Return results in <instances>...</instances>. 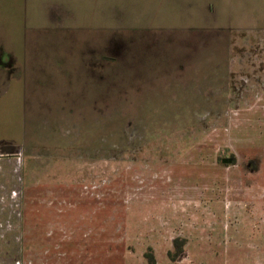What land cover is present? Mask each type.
<instances>
[{"label":"rangeland","instance_id":"obj_1","mask_svg":"<svg viewBox=\"0 0 264 264\" xmlns=\"http://www.w3.org/2000/svg\"><path fill=\"white\" fill-rule=\"evenodd\" d=\"M22 2L0 0V264H264V0ZM23 17L48 86L31 117ZM139 28L158 40L151 70L125 50L108 93L93 84L87 41L109 33L116 58Z\"/></svg>","mask_w":264,"mask_h":264},{"label":"flooded vegetation","instance_id":"obj_2","mask_svg":"<svg viewBox=\"0 0 264 264\" xmlns=\"http://www.w3.org/2000/svg\"><path fill=\"white\" fill-rule=\"evenodd\" d=\"M24 1V0H23ZM26 1V0H25ZM17 4H19V3H17ZM35 10H37V11H40V6H37L36 8H35ZM24 18L25 17H23V19H22V22H23V31H22V37L24 38L25 36L26 37H32V36H37V37H40L41 36V34H35L34 33V35L33 34H31V33H29V34H26L27 33V26L24 24ZM39 30H43V29H39ZM55 30H58V31H61V32H65L66 30L65 29H63L61 26H59V27H57ZM134 30H138V29H132V30H128L129 32L130 31H134ZM148 30H150V29H146V30H139V32H132L131 34H133L132 35V37H134V40L135 41H133V43H130V42H125V43H123V44H121L120 45V50H118V57H116V58H114V57H111V56H109V53H110V48H111V42H110V38H109V33L107 34V32L105 33V31H103L106 35H107V38L108 39H106L105 40V42H104V46L102 47V45H101V47H102V49H99V46H97V44L94 42L92 45L90 44L89 45V43H88V41H87V47L83 50V52H85V58H86V60H87V64H86V67L88 68V65H95L96 63H94L93 64V60H92V56L91 57H87V55H89L90 56V54L89 53H92V52H94V53H96V55L98 54L99 56H101L102 58H101V60L100 61H103L102 63H101V67H102V71H103V73H102V75H98V73L97 72H93L92 70H94L95 71V69L96 68H92V67H89V69H92V70H90V73H88L87 72V74L90 76V75H92L93 76V82H96V81H101L103 84H105L106 86H107V93H108V90H109V81L107 80V78L109 79V70H110V61H111V59L113 60V62L114 61H116V62H118V64H121V65H127V64H129V65H131V62H128V63H126V62H121V63H119L120 62V55H121V53L123 52V51H125V50H130V51H132L133 53H134V58H135V60H136V62H134V64H133V67H137V66H142V68L144 67L145 69H149V70H151V68H146V64H145V62H147V58L146 59H144V56H145V54L146 55H148V52L149 51H154L153 50V48H154V46H155V44L158 42V40H157V38H155V37H149V35H148ZM142 33H141V32ZM54 34L55 35H57L58 34V32H54ZM64 37H68V35L67 34H62ZM70 35V34H69ZM105 35V36H106ZM140 43H142V45H139ZM138 45V46H137ZM96 47V48H94V47ZM97 50V51H96ZM0 54H2V52H0ZM9 53H7V55H8ZM9 58V60L11 59V57L9 56L8 57ZM133 63V62H132ZM0 65L1 66H8L9 68H7V71H8V73H10L11 74V71H13V67H11V63H9V62H6V61H4V59H3V56L2 57H0ZM86 68V69H87ZM97 70V69H96ZM25 71V70H24ZM27 71V70H26ZM26 71H25V75H26ZM146 72V71H145ZM97 73V74H96ZM147 73V72H146ZM19 75H11V80H10V83H9V88H8V91H10V93L13 95V91H14V86H19V85H17V84H22L23 83V81H20V77H18ZM37 78H38V73H37ZM138 76V75H137ZM29 77H30V72H28V75L26 76V78H25V80H26V82H27V78L29 79ZM142 77V76H141ZM145 77V76H144ZM144 77H142V78H144ZM53 79H52V81H56V74L54 75V77H52ZM55 79V80H54ZM36 83L39 81L38 79H36V80H34ZM106 81V82H105ZM25 82V81H24ZM40 82V81H39ZM51 82V81H50ZM41 84H39V85H35V84H33V85H27V84H24V86H28V91H30V88L31 87H39V90H38V92L37 93H35V94H33L34 93V89L32 88V91H33V93H31V92H28L27 90H25V96H24V101L27 103V108L25 107V110H28V112H30L29 110H30V107L32 106V104L33 103H39V106L41 107V108H39V109H42V110H44V111H49L47 108V106L45 105V103H46V99H44V98H42L43 97V95L44 94H42V93H40V89H41V87H48V86H46L44 83H42V82H40ZM52 83V82H51ZM12 84H13V86H12ZM66 86V85H65ZM27 96H30L29 97V100L30 101H28V98H26ZM33 96H37V98H33ZM99 95H97V97H98ZM61 98H60V102H61ZM24 101H23V103H24ZM47 105H48V102L46 103ZM46 106V107H45ZM61 105H59L58 107H60ZM35 108L36 107H34V110H35ZM61 108V107H60ZM33 109V108H32ZM33 115V113L32 112H30V114L28 115V116H32ZM26 116V115H25ZM34 116H36V113H35V115Z\"/></svg>","mask_w":264,"mask_h":264},{"label":"crops","instance_id":"obj_3","mask_svg":"<svg viewBox=\"0 0 264 264\" xmlns=\"http://www.w3.org/2000/svg\"><path fill=\"white\" fill-rule=\"evenodd\" d=\"M24 2V1H23ZM22 2V3H23ZM91 2H95V1H91ZM53 3H55V4H57V5H59V2H57V1H55V2H53ZM127 4H129L128 2H126ZM26 4H27V7H28V9H29V5H30V3H29V0H26ZM184 0H181V2L180 3H178V5H182V6H184ZM194 4V3H193ZM195 4H198L199 5V3H195ZM18 4L16 3V5L15 6H17ZM15 6H14V9L13 10H15ZM38 6H45V4L42 2L41 3V5H40V3L38 4ZM128 6H130L131 8H133L135 5H128ZM136 6H139V5H136ZM35 8H36V6L35 5H33V9L35 10ZM95 9L97 8V7H94ZM94 9V10H95ZM30 10V9H29ZM91 10L92 11H94L92 8H91ZM156 9H154V10H150V12L149 13H142V12H139V11H137L136 12V10L133 8L132 9V14H134V15H137V19H139V21H142V20H147V17H149V16H151L152 15V12L154 13V12H156L155 11ZM106 12L107 13H105V14H99L98 16H101V17H97V19H102V20H106V19H108V17H109V10H108V7H107V10H106ZM14 14H15V17H16V11L14 12ZM92 14H90V15H88V16H91ZM155 15H156V13H155ZM62 16V17H61ZM71 15H69V17H70ZM14 17V16H13ZM27 17H29V15L27 14ZM60 17H61V19L63 18V14H61L60 15ZM92 18L94 17L93 15L91 16ZM70 22V21H69ZM104 23V22H103ZM63 29H65L66 31L65 32H63V34L65 33V34H67L68 35V33L70 34V29L69 28H72V27H64V26H62V25H60ZM74 26V25H73ZM81 26L82 25H80L79 26V29H83L84 28V26H82V28H81ZM29 28H31V30H34V31H32V33H34L35 32V30H38V28H40V27H36V28H34V26H30ZM44 28V27H43ZM45 29V28H44ZM134 29H137L136 27H134ZM139 29H144V28H139ZM29 33H31V31L29 32ZM20 38H23L22 36H20ZM30 39H32V41H31V43H30ZM34 39V40H33ZM66 40H67V37H64L63 35H61V37H60V39H59V41H61V44L63 45V46H66V45H68V43H66ZM69 40V39H68ZM13 41V40H12ZM43 41H44V39L42 38V37H37V36H32V37H27V43H28V45H20L19 47H18V49H20V52L19 53H22L23 54V62H22V69H24L25 71L27 70V74L24 76V78H26V76L28 75V72H30V77H29V79L27 78V82L25 81L24 82V84H27V85H33V84H35V85H39V84H41L39 81L36 83L34 80H36V78H35V76H36V74L38 73L37 71H33V66L34 65H36L37 66V59H36V61H35V63H33L30 59H29V57L31 56V53L29 52V48L30 47H35L36 45H37V43L38 42H41V44L43 43ZM0 52H2L1 50H0ZM5 52H7V51H5ZM6 55H7V53H5ZM24 55H25V57H24ZM0 57H2L1 55H0ZM24 58H25V60H24ZM58 79V78H57ZM93 84H94V82H92ZM99 83H102L101 81H99L98 83H96V84H99ZM17 85H22V84H17ZM65 85V84H64ZM12 86H13V84H12ZM9 96V100H8V102H10V99H12V94L10 93L9 95L6 93V97H8Z\"/></svg>","mask_w":264,"mask_h":264},{"label":"trees","instance_id":"obj_4","mask_svg":"<svg viewBox=\"0 0 264 264\" xmlns=\"http://www.w3.org/2000/svg\"><path fill=\"white\" fill-rule=\"evenodd\" d=\"M232 158H233V160H234V157H232ZM147 256H148L149 261H150L151 263H154V262H155V257H154V255H153L152 253H147Z\"/></svg>","mask_w":264,"mask_h":264},{"label":"water","instance_id":"obj_5","mask_svg":"<svg viewBox=\"0 0 264 264\" xmlns=\"http://www.w3.org/2000/svg\"><path fill=\"white\" fill-rule=\"evenodd\" d=\"M222 161H223L224 163H231V162L233 161V158H232V157H224V158L222 159Z\"/></svg>","mask_w":264,"mask_h":264}]
</instances>
